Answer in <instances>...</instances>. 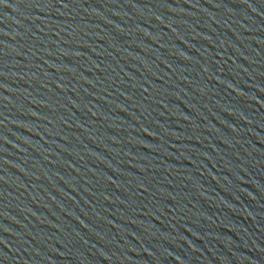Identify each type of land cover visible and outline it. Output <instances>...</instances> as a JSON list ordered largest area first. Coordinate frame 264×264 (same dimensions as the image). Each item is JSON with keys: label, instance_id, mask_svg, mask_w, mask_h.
Listing matches in <instances>:
<instances>
[{"label": "water", "instance_id": "water-1", "mask_svg": "<svg viewBox=\"0 0 264 264\" xmlns=\"http://www.w3.org/2000/svg\"><path fill=\"white\" fill-rule=\"evenodd\" d=\"M0 264H264V0H0Z\"/></svg>", "mask_w": 264, "mask_h": 264}]
</instances>
